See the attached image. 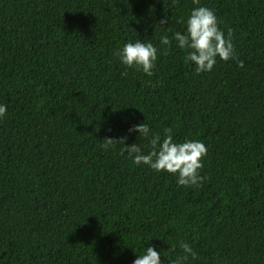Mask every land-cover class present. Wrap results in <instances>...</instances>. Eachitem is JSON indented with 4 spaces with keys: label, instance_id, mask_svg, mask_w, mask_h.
I'll return each mask as SVG.
<instances>
[{
    "label": "trees",
    "instance_id": "obj_1",
    "mask_svg": "<svg viewBox=\"0 0 264 264\" xmlns=\"http://www.w3.org/2000/svg\"><path fill=\"white\" fill-rule=\"evenodd\" d=\"M200 2L236 58L197 74L175 41L159 51L193 0H0V264H132L151 237L189 243L186 264H264V0ZM136 39L158 48L151 75L113 55ZM144 120L204 141L205 179L104 147Z\"/></svg>",
    "mask_w": 264,
    "mask_h": 264
},
{
    "label": "clouds",
    "instance_id": "obj_2",
    "mask_svg": "<svg viewBox=\"0 0 264 264\" xmlns=\"http://www.w3.org/2000/svg\"><path fill=\"white\" fill-rule=\"evenodd\" d=\"M193 4L197 6L191 8L184 18L183 31H174L171 37L167 34L159 37V44L165 46L159 51L166 50L171 42L175 41L179 49L186 50L185 61L194 64V71L199 74L210 72L218 58L223 61L235 59L236 50L232 30L229 28L227 32L224 31L215 11L200 0H193ZM170 19L165 15L158 22L165 25ZM113 55L126 69L135 68L151 75L158 59V48L150 39L128 40L122 47L115 49ZM6 112L7 106L0 103V118ZM146 120L127 129V134H137L139 143H125L127 136L121 139L107 137L104 147L111 146L114 140L122 141L120 152L127 153L132 164L147 165L156 172L172 173L176 176L178 185L195 186L203 181L205 177L199 174V170L203 166L202 158L208 151L204 141L188 137L177 140L170 128L165 127L162 132H155ZM145 139L147 143H142ZM150 239H146L140 250L133 248L138 254L132 264H164L165 260L168 264H186L190 257L195 259L197 256L196 251L187 242H178L182 254L169 255L159 244L147 243ZM175 247V244H170L167 249L174 251Z\"/></svg>",
    "mask_w": 264,
    "mask_h": 264
}]
</instances>
